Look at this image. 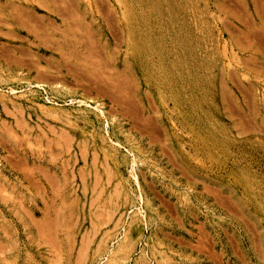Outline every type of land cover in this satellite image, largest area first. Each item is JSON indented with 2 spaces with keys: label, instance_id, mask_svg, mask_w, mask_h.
Returning <instances> with one entry per match:
<instances>
[{
  "label": "rangeland",
  "instance_id": "1",
  "mask_svg": "<svg viewBox=\"0 0 264 264\" xmlns=\"http://www.w3.org/2000/svg\"><path fill=\"white\" fill-rule=\"evenodd\" d=\"M0 264H264V0H0Z\"/></svg>",
  "mask_w": 264,
  "mask_h": 264
}]
</instances>
